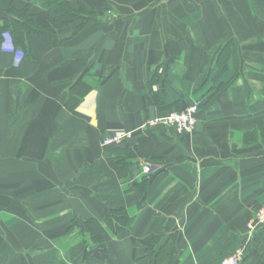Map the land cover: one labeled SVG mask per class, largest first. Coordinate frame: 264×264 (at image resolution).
<instances>
[{"label":"crops","instance_id":"obj_1","mask_svg":"<svg viewBox=\"0 0 264 264\" xmlns=\"http://www.w3.org/2000/svg\"><path fill=\"white\" fill-rule=\"evenodd\" d=\"M50 1L0 0L52 30L0 34V264H264V0Z\"/></svg>","mask_w":264,"mask_h":264},{"label":"built area","instance_id":"obj_2","mask_svg":"<svg viewBox=\"0 0 264 264\" xmlns=\"http://www.w3.org/2000/svg\"><path fill=\"white\" fill-rule=\"evenodd\" d=\"M169 1V0H163ZM8 42V41H7ZM4 48L15 51L13 39L9 36V42ZM21 57V56H20ZM199 103L193 102L182 110L170 111L166 116L159 121L153 123H161L166 127L173 128L179 134H191L195 131L198 123ZM133 137L130 131H120L117 133L108 134L103 139V145H121L123 142L131 140ZM152 168L149 165H144V172L151 173ZM264 226V203L258 208L254 217L248 224L250 231H255L258 227ZM244 257V249L236 250L232 255L222 258L219 262L214 264H241Z\"/></svg>","mask_w":264,"mask_h":264},{"label":"trees","instance_id":"obj_3","mask_svg":"<svg viewBox=\"0 0 264 264\" xmlns=\"http://www.w3.org/2000/svg\"><path fill=\"white\" fill-rule=\"evenodd\" d=\"M34 1L30 0L31 3ZM47 6L50 10V21L54 27L65 25L77 18V13L69 9L68 0H51ZM4 30H9L16 49L22 47L24 55L28 50L27 42L31 35L38 34L44 38L52 37V30L50 31V28L41 26L36 18L29 14V9L15 13L14 16L6 19L5 26L0 27V34ZM129 156L132 155L129 154ZM117 213L122 215L121 210H118ZM90 228L92 234L96 237L92 225Z\"/></svg>","mask_w":264,"mask_h":264},{"label":"water","instance_id":"obj_4","mask_svg":"<svg viewBox=\"0 0 264 264\" xmlns=\"http://www.w3.org/2000/svg\"><path fill=\"white\" fill-rule=\"evenodd\" d=\"M0 18L7 19V18H9V15L6 12L0 10ZM93 253H94L95 256H97L99 258L103 257V255L100 254V249L99 248H95L93 250Z\"/></svg>","mask_w":264,"mask_h":264},{"label":"rangeland","instance_id":"obj_5","mask_svg":"<svg viewBox=\"0 0 264 264\" xmlns=\"http://www.w3.org/2000/svg\"><path fill=\"white\" fill-rule=\"evenodd\" d=\"M16 244L15 245H18V247L20 248V249H24V248H26L24 245H27V244H24L23 242H15ZM8 249V247H7V245L5 244V242L4 243H0V250H7Z\"/></svg>","mask_w":264,"mask_h":264}]
</instances>
